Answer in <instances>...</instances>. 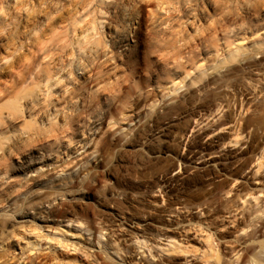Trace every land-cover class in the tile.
<instances>
[{
	"label": "bare ground",
	"instance_id": "6f19581e",
	"mask_svg": "<svg viewBox=\"0 0 264 264\" xmlns=\"http://www.w3.org/2000/svg\"><path fill=\"white\" fill-rule=\"evenodd\" d=\"M102 16L107 18L105 24L100 22ZM98 27L104 29L102 34ZM187 30L201 43L198 57L212 54L216 58L210 68L203 69L202 57L197 60L188 45ZM258 56L264 58V0H0V188L7 187L0 190V204L15 213L19 224L35 221L51 229L54 224L73 227V211L63 202L84 197L71 189L101 167V163L93 164L105 151L128 136H122L125 128L111 135L110 129L101 127L106 121L114 123L115 112L126 103L123 78L122 85L119 81L124 69L139 73L158 63L157 80L168 79L164 87L174 94L193 84L198 77L195 72L209 78L219 68L238 61L259 67ZM170 74L176 78L169 80ZM186 95L178 96L180 101L185 102ZM216 114L186 126L179 138L186 148L182 166L177 173L171 170L175 174L165 179L167 187L186 173L215 179L212 167L235 163L238 153L218 142L215 132L227 120L224 117L214 125L219 120ZM209 118L216 120L209 124ZM132 123L126 131H132ZM260 162L261 168L264 163ZM257 172L251 176L260 174ZM8 187L30 188L18 198L8 199L3 194L9 192ZM243 198L238 214L247 225L235 234L240 241L247 240L240 242L239 250L232 241L225 243L231 255L226 264H243L252 251L247 241L264 232V193L258 192L250 200ZM25 200L28 205L21 209ZM210 235H206L208 251L194 254L192 259L184 250L171 257L160 256L146 241L139 242L138 248L126 246L124 234L114 236L116 239L111 236L116 249L110 254L114 264H188L199 259L200 264H223L222 245L215 244L216 238L212 240ZM165 240L168 244L173 241L170 245L174 247L181 243L174 238ZM159 246L158 252H168ZM260 247L254 264H264V245Z\"/></svg>",
	"mask_w": 264,
	"mask_h": 264
},
{
	"label": "rangeland",
	"instance_id": "374dc122",
	"mask_svg": "<svg viewBox=\"0 0 264 264\" xmlns=\"http://www.w3.org/2000/svg\"><path fill=\"white\" fill-rule=\"evenodd\" d=\"M151 8L155 9L154 6ZM99 19L105 24L107 18L102 16ZM103 30L98 27L97 32L102 34ZM187 32L191 33L190 36L187 33L191 37L188 45H192L197 56L201 52L198 46L201 43L191 30ZM201 57L204 59L203 69L213 66L216 60L212 54L200 55L197 60ZM255 61L259 67L250 68L241 61L233 62L214 71L209 78H201L195 72L194 77H198L194 78L193 84L188 88L180 85L182 87L174 94L164 87L168 79L157 80L159 72L155 69L158 63L139 73L124 69L119 81L121 85L124 81L126 103L115 112L114 123L106 121L101 127L103 131L110 129L111 135L125 128L122 136H128L105 151L93 164L101 163V167L93 169L82 184L71 189L72 193L78 191L76 193L84 197L70 203L63 202L73 211V227L54 224L51 229L35 221L19 224L15 213L11 215L7 208L4 209V204H0V264H114L110 251L116 246L111 236L116 239L120 234L126 236V246L138 248L139 242L146 241V245L160 256L171 257L184 250L192 259V255L208 251L207 233L211 234L212 240L216 238L215 244L217 241L222 245V263L226 264L231 257L225 248L227 242L232 241L235 250H239L242 247L240 242L247 240L242 238L240 241L239 234H235L247 225L238 214L239 201L244 195L243 199L248 196L250 200L258 192L264 193V164L261 168L258 164L260 161L264 163V58L259 60L258 56ZM174 78L175 75H169V80ZM185 93L187 100L180 101ZM214 113H218L219 120L214 118L211 121L210 114ZM206 115L210 117L209 124L215 120L214 125L217 121L227 120V125L219 127L215 134L219 135L220 145L226 149L231 146L232 153H238L233 159L235 163L212 167L211 176L217 180L209 182L206 177L186 173L179 182L167 187L165 179L177 173L178 167L182 166L181 157L186 153L179 138L191 121L206 118ZM132 121L131 127L134 128L126 131L127 124ZM173 169L175 173L171 171ZM255 170L259 171L260 177V174L251 176ZM18 180L21 179H12ZM2 188L1 191L7 187ZM29 188L10 187L9 192L3 194L8 199H15ZM25 202L20 203L21 209L28 205V201ZM57 219L61 221L62 218ZM90 229L96 234L89 232ZM263 234L252 235L253 239L247 241V244L251 242L252 251L243 264H254L252 262L257 260L262 249L260 246L264 245ZM165 237L181 243L174 247L170 245L173 241L168 244ZM158 245L159 249L168 252H158ZM175 260L181 262L177 256ZM199 261L201 259L192 262L200 264Z\"/></svg>",
	"mask_w": 264,
	"mask_h": 264
}]
</instances>
